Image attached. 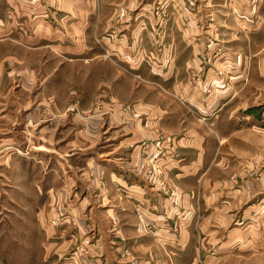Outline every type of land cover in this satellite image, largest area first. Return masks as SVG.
Masks as SVG:
<instances>
[{"label":"crops","instance_id":"0c3cea01","mask_svg":"<svg viewBox=\"0 0 264 264\" xmlns=\"http://www.w3.org/2000/svg\"><path fill=\"white\" fill-rule=\"evenodd\" d=\"M203 2L195 12H191L184 10L177 0L169 1L167 20L162 28L164 36L159 39H154L149 32L156 25L151 18L144 28L142 24L128 23L127 26H132L134 31L132 39L122 38L120 43L131 47L123 50L114 41L109 50L113 52L117 47L118 53L125 54L105 55L104 58L122 69L132 68L131 63L134 74L159 82L169 93L184 101L190 107V122L183 131L178 125L180 110L167 112L163 107H155L150 113L148 111L149 118L139 121L131 117L129 126L112 133L108 128L110 136L120 134L114 137H121V140L113 149L105 145L103 147L107 150L92 152L101 142V123L97 118L74 117L76 124L62 133L74 135L61 148H58L53 135V126L46 125L41 129L31 149L33 159H30L36 166L24 168L16 162L19 157L15 153L5 151V145L14 143L12 137L1 134L4 128L0 121L1 189L23 191L26 184H35L38 202L29 205L36 206L32 221L38 224L34 226L38 239L37 253H42L39 260L45 264H220L218 255L229 256L236 244H242L243 232L246 231L252 239L245 236L248 242H244L246 246H241L240 250L251 253L262 249L260 230L261 226L264 227V197L251 198L264 191V178L234 188L231 182L220 179L232 173L240 163H235V160L230 163L227 154L219 156L217 153L220 145L233 133H244L246 128L251 130L257 121V125L264 124L263 107H259L260 112L255 115L257 108H250L245 103L239 106L235 102L239 95L249 94L245 85L249 83L250 72L244 55L237 58L233 55L231 44L234 38L230 36L235 27L244 32L256 28L251 24L249 14H258L257 10L264 8V0ZM241 13L245 20L238 17ZM35 23L39 29L43 27L41 22ZM125 28L122 27L121 31ZM144 29L147 32L138 36L137 32ZM46 32L49 33L48 30ZM135 35L137 38L134 40ZM253 35L264 41V32ZM142 40L153 42L151 48L144 45L141 50ZM43 41L42 48H46V52L48 43L66 47L64 56L68 57L65 60L69 63V70H75L72 68L78 63H82L84 68L82 82L77 87L75 81L70 80L75 76L70 75L69 70H64L66 80L61 85L48 83L45 97L42 96L41 100L49 109L60 110L68 104L64 103L68 96L77 95L76 100L70 97L69 101L74 99L78 105L82 103L81 109L86 111L90 109L98 77L101 81L105 76L103 83L113 85L117 75H124L119 67L113 65L111 72L105 75L106 68L94 63L96 57L87 56L84 62L76 61V51L77 54L87 52L75 49L74 40H52L48 35ZM213 45L225 49L221 56L213 54ZM150 54L153 62L166 65L159 68L158 63L151 65L147 62L148 65L143 66V58ZM64 56L56 57L62 60ZM263 69L264 66L259 71L263 76L261 79L264 78ZM113 90L106 95L110 99L102 98V107L114 111L115 120L122 111L120 105L115 104L124 101L136 105L132 107L134 110L139 108L141 94L135 92L134 96L129 85L124 86L116 80ZM259 91V95H263ZM166 101L164 98V103ZM142 104L144 111L151 106V102L146 100ZM195 109L206 116L202 117L205 123L216 127L218 139L208 132L207 125L203 124ZM145 121L148 127L144 125ZM157 128L178 138L174 139L173 145L167 146V153L162 155L160 164L168 183L178 191L174 202L147 181L140 165L146 162L141 158L140 144L157 140ZM13 140L18 141L16 138ZM54 162L55 167L47 171L44 174L46 180H42V167ZM242 198L249 202L248 207L242 215L239 212L235 214L234 208ZM59 206L68 214L77 216L79 224L76 227L69 221L65 222L66 225H59V215L56 214ZM174 226L179 227L178 232L173 231ZM89 232L94 236L92 244L85 252L73 257L76 242Z\"/></svg>","mask_w":264,"mask_h":264},{"label":"rangeland","instance_id":"374dc122","mask_svg":"<svg viewBox=\"0 0 264 264\" xmlns=\"http://www.w3.org/2000/svg\"><path fill=\"white\" fill-rule=\"evenodd\" d=\"M169 1L172 2L173 0H0V121L3 122L1 123L4 128V130H1V134L6 133L7 136L12 137L14 144L5 145V151L15 153L19 157L16 162H20L21 167L36 166L32 162L33 157L31 155L33 154L31 149L34 148L36 138L39 136L38 134H40L41 129L46 125L53 126L51 127L54 131L53 135H55L58 148H61L66 145L68 138L74 135L73 133L71 135L62 133L73 125L75 118L89 120L97 118L101 123L102 138L101 142L91 150L92 152L105 151L109 148L107 146H112L111 148L113 149L119 143L121 137L116 139L114 136H119L120 134L114 133L112 137L110 136V131L107 130L108 128L109 130L111 128L112 133L113 130L125 127L126 125L129 126L131 117L139 121L147 117L149 118L150 111L155 107H163L167 112L180 110V114L177 116L180 119V123L178 124L180 131L189 126L190 107L184 101L169 93L159 82L144 79L141 74H134L131 63L129 65L132 68L122 69L119 66L113 65L109 61L110 59H104L105 55L111 57L118 53L117 47L114 48L113 52L109 50L110 46L114 45V41H117L123 50L131 47L127 43H120L122 38L127 41H131L130 38L132 39L131 35L134 31H132V26H127L128 23L142 24V28H144L143 26L150 21L148 18H151L156 25L149 32L153 34L154 39L155 37L157 39L163 37L165 31L162 28L167 20L166 11ZM177 1L180 6L184 7V10L187 9L195 12L200 7V2L205 1L206 3L208 0ZM257 12L258 14H249V20L256 28L253 27L245 31V33L241 28L235 27V30L230 35L234 38V42L231 44L234 50L233 55L236 58L244 55V59L248 64V71L250 72L249 83L246 82L248 84L245 85L247 90H249V94L239 95L235 102L239 106L245 103L248 106L250 105V108H257L255 115L259 114V107L264 108V78L261 79L263 76L259 73L262 66H264V41L259 36L255 37L253 35L258 32H264V18H262L264 16V8L258 9ZM244 15L248 14L245 13ZM258 15L261 17V20L258 19ZM238 17L241 20H245L242 13ZM37 21L42 23L43 27H40V29L35 23ZM121 26L124 28L127 26L128 28L121 31ZM43 28L46 29L44 32L42 31ZM47 30L49 33L46 32ZM146 32L147 30L144 29V31L140 30L137 33L139 36ZM48 35L52 40H74L75 49L78 48L82 52L84 50L87 52L77 54L76 51V61L80 60L84 62L83 59L87 56L96 57L94 63L101 64L106 68L104 70L105 75L111 72L113 66L119 67V71L124 75H117V79H113V85L103 83L105 76L100 79L101 81H99L98 77L96 79L94 97L89 106L90 109L86 111L81 109L82 103L79 102L78 105L76 102H73L74 99L78 98L77 95L68 96V99L64 100V103L68 102V104L62 107V109H49L48 105L42 102L41 98L42 96L45 97L44 92H47L48 83L53 82L54 84L61 85L66 80L64 70H69V63H66L65 60L68 57L64 56L66 47H58L56 44L48 43L47 52L44 50L46 48H42L43 39ZM246 36L248 38L243 42L242 40ZM136 38L137 36L135 35L134 40ZM248 39H250V42H248ZM40 40L42 41L39 42ZM152 43L142 40L140 42V49L142 50L144 45L151 48ZM224 50L219 45H213V54L216 57L221 56ZM158 53L159 55L161 54L160 52ZM118 54L124 55L125 52ZM56 56L64 57L62 60H59ZM143 60V66L145 67L148 65L147 62L151 65L158 63V61L153 62L151 60V54L149 57L143 58ZM163 64L160 62L157 66L161 68ZM74 66L75 68L72 69L75 70H69V73L75 76L71 77L70 80H74L77 87L82 82L84 68H82V63L75 64ZM158 67L156 68L159 69ZM92 70L91 73L93 72ZM130 79H132V82ZM116 80L119 83H124V86L129 85L134 96L135 92L141 94L137 110L132 108L136 106H132V103L129 105V103L121 101L122 104H115L118 107L120 105L122 108L121 113L119 112L120 114L116 118L117 120H115L116 115L114 111H107L102 107V98L110 99L106 95L110 94L111 90L114 91ZM259 90L263 92V95H259ZM70 97L74 98L72 102L71 100L69 101ZM164 98H167L165 103ZM145 100L151 102V106L145 107L146 110L144 111L142 103ZM195 112L199 117L206 118V116L198 113L196 109ZM71 115L73 116L71 117ZM205 118H202L203 120L201 121L207 125L208 128L206 127V129L208 132L218 139L219 134L216 127L205 123ZM254 123L259 124V121ZM257 124L253 126L252 129L254 130H247L246 128L244 133H233L222 146L220 145V149L218 148L217 155L222 156L227 154L230 163L233 160H235V163H240L237 164L232 173L223 175L220 179H226L228 182H231L234 184V188H240V186L242 187L248 181L264 178V124L263 126H261L262 124ZM144 125L148 127L146 121ZM156 130L158 135L157 140H150L140 144L141 158L146 160V162L140 165L143 167V174L147 181L174 202L178 191L174 185L168 183L165 171L164 169L162 170L160 164L162 155L167 153V146L173 145L174 139L178 140V138L167 134L160 128ZM14 137L18 141L13 140L15 139ZM111 138L114 139L112 140ZM105 145L107 148L103 147ZM25 157L27 159H22ZM55 163L52 165L50 163L49 165L45 164L42 167L44 172L43 176L41 175L42 180H46L44 174L50 171L52 167H55ZM2 168L0 166V172ZM246 171L247 173H244ZM34 185L32 183V186L28 184L25 187L23 186L26 188L23 190L24 192L12 189L5 191L1 189L0 185V264H45L39 260L42 253L41 255L37 253L38 239L35 235L34 226L38 224L32 221L36 209L34 204L38 202L36 196L38 193L36 188L33 187ZM230 188H233V185ZM27 196L31 199H28ZM258 197H264V191L262 194L252 197L251 200L253 198L255 200ZM31 203L34 204L29 205ZM248 203V201L242 198L238 206L234 208L235 214L239 212V215H242L244 209L248 207ZM68 213L62 209V206L56 208V214L59 215L60 219L59 225H66L65 222L69 221V224L76 227L79 224V219L77 216ZM114 220L117 222V217ZM54 225L56 226V222ZM174 229H177V231ZM173 231L178 232L179 227L174 226ZM260 231L262 237L260 239V246L262 249L259 252L247 253L240 250L241 246H246L243 243L248 242L245 236L247 237L249 232L246 231L243 232L242 244H236L235 249L229 256L223 257L218 255V263L264 264V227L261 226ZM38 232L40 234V230ZM89 233L76 242L72 251L73 257L76 254L85 252L87 247L92 244L94 236H92L93 233ZM37 236L39 237V235ZM248 239L251 240V236H248ZM87 240L89 241L88 245L86 243Z\"/></svg>","mask_w":264,"mask_h":264},{"label":"built area","instance_id":"2783aa9c","mask_svg":"<svg viewBox=\"0 0 264 264\" xmlns=\"http://www.w3.org/2000/svg\"><path fill=\"white\" fill-rule=\"evenodd\" d=\"M156 154H157V153H156ZM174 230L177 231V229H174ZM86 243H87V245H88V244H89V241L87 240ZM78 255H79V254H78Z\"/></svg>","mask_w":264,"mask_h":264}]
</instances>
